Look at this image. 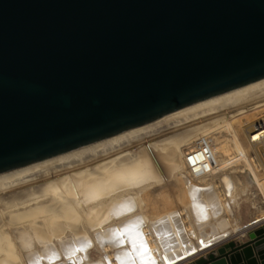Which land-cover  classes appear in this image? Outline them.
I'll return each mask as SVG.
<instances>
[{
    "label": "water",
    "instance_id": "obj_1",
    "mask_svg": "<svg viewBox=\"0 0 264 264\" xmlns=\"http://www.w3.org/2000/svg\"><path fill=\"white\" fill-rule=\"evenodd\" d=\"M263 78L264 0H0V173ZM247 236L191 264H264Z\"/></svg>",
    "mask_w": 264,
    "mask_h": 264
},
{
    "label": "bare ground",
    "instance_id": "obj_2",
    "mask_svg": "<svg viewBox=\"0 0 264 264\" xmlns=\"http://www.w3.org/2000/svg\"><path fill=\"white\" fill-rule=\"evenodd\" d=\"M257 122L264 78L0 173V264H176L198 255L199 238L205 248L228 236L227 215L241 200L255 204L229 170L247 160L264 189L262 151L247 142ZM197 147L212 167L196 177L189 162Z\"/></svg>",
    "mask_w": 264,
    "mask_h": 264
},
{
    "label": "crops",
    "instance_id": "obj_3",
    "mask_svg": "<svg viewBox=\"0 0 264 264\" xmlns=\"http://www.w3.org/2000/svg\"><path fill=\"white\" fill-rule=\"evenodd\" d=\"M232 211V216H230L229 214L227 215V217L232 221L230 223L232 227L230 226L227 229L228 236L223 240L215 241V244L206 250L207 253L217 251L218 249L223 248L229 243H234L235 245H244L248 242L247 235L249 233L264 229V217L257 218V211L250 206V203L248 201L241 200L239 206L237 208H233ZM235 228L237 229L234 230ZM208 230L209 229L207 228L205 232L207 233ZM205 254L206 253H200L199 255Z\"/></svg>",
    "mask_w": 264,
    "mask_h": 264
},
{
    "label": "built area",
    "instance_id": "obj_4",
    "mask_svg": "<svg viewBox=\"0 0 264 264\" xmlns=\"http://www.w3.org/2000/svg\"><path fill=\"white\" fill-rule=\"evenodd\" d=\"M247 142L251 146L259 147L261 149L262 155L264 157V124L262 122H257L254 124L252 132L248 135ZM203 148L197 147L196 152L194 153L193 157L190 158L189 173L193 176L194 175H197V176L205 175V174L209 173V169L212 167V164H211L212 159H211L210 155L208 154L207 149L205 147H203ZM249 159H250V161H252L251 163H254L255 165H257V164L259 165V162L257 161V159L254 156H251ZM199 253L208 254L211 252L207 253L204 250V251H201ZM199 253L195 257L188 259L181 264H191L197 258L204 257L206 255V254L205 255H199Z\"/></svg>",
    "mask_w": 264,
    "mask_h": 264
},
{
    "label": "rangeland",
    "instance_id": "obj_5",
    "mask_svg": "<svg viewBox=\"0 0 264 264\" xmlns=\"http://www.w3.org/2000/svg\"><path fill=\"white\" fill-rule=\"evenodd\" d=\"M220 133L221 132H220V129L219 128H217V129L215 128L214 131H213V135L214 136H221ZM222 138H225V135L224 134L221 136V139ZM209 143L210 142H206L205 145L209 146L210 145ZM234 171H235V174H233L234 176H237V177H240L241 176L248 183V185H249V196H250V200L252 202L255 201V204H250V206L257 211V209L260 208L259 206H261V207L264 206V189L263 188H260V186H262V185H260V183H259L258 179L256 178V176L251 172V169L249 167V163L247 162V160H246V162L243 161L241 164H237L235 166V168H231L229 170V173L234 172ZM195 176L197 177V175H195ZM162 187H163V189L165 191H168L167 189L172 188L171 185L170 184H167V183H166V185H164ZM94 255H95V253H92V256H94Z\"/></svg>",
    "mask_w": 264,
    "mask_h": 264
},
{
    "label": "snow or ice",
    "instance_id": "obj_6",
    "mask_svg": "<svg viewBox=\"0 0 264 264\" xmlns=\"http://www.w3.org/2000/svg\"><path fill=\"white\" fill-rule=\"evenodd\" d=\"M121 235H122V233H121ZM121 243H123V241H121ZM132 243H133V247H135V246H136V241L133 240ZM140 247H141L145 252L147 251L146 244L141 243V244H140Z\"/></svg>",
    "mask_w": 264,
    "mask_h": 264
}]
</instances>
